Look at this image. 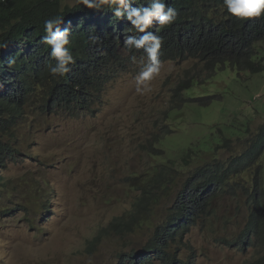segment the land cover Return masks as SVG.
<instances>
[{"label":"rangeland","instance_id":"rangeland-1","mask_svg":"<svg viewBox=\"0 0 264 264\" xmlns=\"http://www.w3.org/2000/svg\"><path fill=\"white\" fill-rule=\"evenodd\" d=\"M79 3L67 0L65 5L74 7ZM99 51H95L97 55H104ZM120 53L126 64L109 71L99 100H105V107L112 100L114 103L99 115L98 125L84 120L80 110L46 112L47 107L37 97L25 106L27 121L17 130L16 146L27 158L11 168L8 164L0 174V264H131L122 252L144 247L146 238L140 237L128 247L116 237L91 244L101 228L132 207L138 193L120 182L126 180L129 162H133L137 176L133 180L135 189L152 172L153 164H158L150 156L151 141L155 133L162 134L165 124L157 128L156 116L150 113L144 129L131 134L133 113L148 109L166 113L170 109L168 102L159 100L157 79L150 82V93L136 92L135 77L140 68L131 62L124 45ZM205 76L198 77L201 83L194 85L189 94L196 101L212 96L213 102L207 108L196 106L169 120L167 124L175 132L165 149L180 155L197 143L205 132L202 127L217 122L225 128L236 113L243 112L237 125L249 124L250 130L240 134L239 140L234 138L230 150L218 152L219 160H228L240 154L264 126V114L259 112L264 109V73L247 79L228 70L208 87ZM102 138L105 152L101 150ZM50 190L56 193L51 205ZM46 201L47 209L39 210ZM235 221L234 210L225 201L218 202L217 214L201 215L199 227L190 230L183 244L168 250L172 263L167 257L154 256L151 264H242L241 252L224 244L227 235L235 238L246 225V219Z\"/></svg>","mask_w":264,"mask_h":264},{"label":"clouds","instance_id":"clouds-1","mask_svg":"<svg viewBox=\"0 0 264 264\" xmlns=\"http://www.w3.org/2000/svg\"><path fill=\"white\" fill-rule=\"evenodd\" d=\"M79 2L88 9H94V11L88 10L78 13V20H81L82 23L91 22L93 25H100L92 28L96 32L92 36L90 53L87 54L88 62L84 65L86 69H82V71L78 67L69 68V65L74 63L73 55L69 49L70 26L68 27L65 22L67 26L61 28L63 18L60 16L46 19L43 25L46 35L43 36L41 43L50 49V57L55 61V63L46 62L45 65V70L51 75V78L45 79V77L43 84H39L40 80H37L38 82L33 81L31 92L26 94L18 92L20 98L18 101V103L20 102L19 114H22L21 123L19 127L14 129L15 135L0 133V140L4 145H7L6 148L0 150V174L8 164L11 168V165L21 164L27 158L24 151L18 150L16 141L17 130L27 121L24 109L31 99L37 97L39 102L47 107L46 112L51 111L54 114L68 112L70 109L80 110L84 120L91 125H98L99 115L111 109L114 103L112 100L110 106L105 107L106 102L105 100L100 101L99 95L101 96L105 88V81L110 76L111 68L125 66L126 59L120 53L121 46L124 45L129 52L131 62L140 68L135 77L136 92L141 95L150 93L152 91L150 82L157 79L160 82L159 100L168 102L170 105V109L166 113L150 112L148 109L133 113L130 119L129 131L131 134L144 129L147 115L150 113H154L156 116L157 128L165 124L162 134L156 135L155 133L151 141L150 156L154 163L158 164H153L152 172L144 180L152 177L159 167L167 166L170 162H175L177 167L184 166L191 161L189 155H192L194 157L192 158L194 162L190 166L192 170H187L181 176L182 180L178 184L180 185L182 181L180 185L182 187L185 180L195 173V169L201 163L198 156L199 149L207 145L213 137L219 135V129H222L226 134L233 130L243 112L236 113L232 118L231 125L225 128L217 122L202 127L205 132L198 138L197 143H192L180 155L165 149L166 143L175 132V129L167 122L176 120V116L188 109L192 111L196 106L207 108L211 105L214 100L212 96L201 97L200 101H196L195 97L189 94L194 85L201 83L198 77L206 75L205 87H208L219 74L228 70L247 79L264 73V44L260 46L261 43H264V0H142V2L137 3L141 6H135L134 0H117L116 4L110 5L108 4L109 0H79ZM105 3H107L106 7L99 14L98 11ZM117 21H121L122 25L116 31V35H113L109 40V36L105 32L107 27L104 25ZM116 28V26L111 27V29ZM87 30L89 31V29ZM23 44L25 43L19 45L18 51L28 48ZM97 49L100 50V54L102 52L104 55H97L95 52ZM21 56L25 59L29 58L26 52L24 56L23 54ZM42 56L46 55L43 54ZM213 58L218 59L223 64L214 69L209 65L210 62H213L211 60ZM233 62L236 63V66H232ZM248 62L252 64L251 67L245 65ZM14 63L15 59L10 58V67ZM186 66L189 68L186 69ZM9 75L14 77L15 73L10 72ZM68 75L71 77L68 78ZM191 80H193L192 86H190ZM15 85L17 83L13 80L9 83H0V98L7 97L8 93L16 94V91H11L12 86ZM46 88L48 90H45ZM204 99L205 102L202 103ZM207 99L210 101L206 102ZM259 112L264 114V109L261 108ZM3 118L6 120V115H3ZM248 125L244 123L237 125L239 130L235 134V138L239 140L242 138L240 134L249 133L250 128L245 129ZM263 129L264 126L260 131ZM228 137L231 136L228 135ZM102 142L101 150L105 152V138H102ZM248 145L243 148V151ZM230 149L222 148L221 150ZM186 153L187 155H184ZM23 156L25 158H22ZM217 159H219L218 153ZM212 160L206 156L202 164ZM125 175L126 180H120V182L138 194L133 199L131 209L124 212L119 219L129 217L142 192L140 188H133V180L137 178L134 175L133 162H129V172ZM2 179L0 175V181ZM50 192L53 194L51 205L56 193L55 190H50ZM220 201H225L234 210L236 221L237 219L247 220L246 214H239L236 206L229 199H221L215 202L216 214L217 203ZM47 206L46 201L45 206L39 210H45ZM107 226L101 228L97 235ZM246 226L247 223L235 238H230L227 235L225 240L228 242L224 241V244L235 247L241 252L242 264H253L264 253V231L259 235L251 234L248 237L244 232ZM194 227H199V225ZM190 230L181 235V241L170 243L166 252L146 250L152 232L139 231L136 234L126 236L128 244L138 237L146 238V240L143 248L122 252L136 253L135 257L126 256L123 258H127L131 264H145L146 261L151 264L154 256L166 258L169 255V249L183 244L184 238ZM254 249L257 251L256 253H253ZM166 260L170 263L174 261L172 257H167Z\"/></svg>","mask_w":264,"mask_h":264},{"label":"trees","instance_id":"trees-1","mask_svg":"<svg viewBox=\"0 0 264 264\" xmlns=\"http://www.w3.org/2000/svg\"><path fill=\"white\" fill-rule=\"evenodd\" d=\"M66 1L0 0V83H9L12 80L17 83L11 90L16 91V94L8 93L7 97L0 98V133L15 135L13 131L21 123L18 92L24 94L31 92L33 81L40 80L39 84H43L45 77V79L51 78L45 70V65L46 62L55 63V61L50 57V49L41 43L43 36L46 35L43 27L46 19L60 16L63 18L60 27L65 28L67 26L65 22L68 27L70 26L69 49L74 63L70 64L69 68L86 69L84 65L88 62L87 54L90 53L92 36L96 32L92 28L100 25H93L91 22L82 23L78 20V13L94 11V9H88L82 3L70 7L65 5ZM116 2L117 0H109L108 4H116ZM139 2L142 0H134L133 4L141 6L137 4ZM106 4L101 6L99 14ZM121 25V21L104 25L107 27L105 32L109 40L116 35ZM112 26L117 28L111 29ZM23 42L28 48L18 51L19 45ZM25 52L29 57L27 59L21 56ZM43 54L46 56H42ZM10 58L15 59L11 67ZM211 60L213 62L209 65L214 69L223 64L218 59ZM245 65L252 66L250 62ZM232 66H236V63L233 62ZM10 72L15 73L14 77L9 75ZM70 77L68 75V78ZM192 84L193 80L190 86ZM3 115H6V120ZM249 128L248 125L246 129ZM238 130L237 125L227 134L219 129V135L199 149L198 156L201 163L198 164L195 173L185 180L182 187L178 184L182 180L181 176L187 170H192L190 167L194 162L192 155H189L191 161L184 166L177 167L175 162H170L167 166L159 167L152 177L141 182L139 187L142 191L141 195L129 217L110 223L91 244L98 245L104 238L116 237L124 240L127 247L126 236L139 231L152 232L146 250L166 252L170 243L181 241L184 232L198 225L197 221L201 215L216 213L214 204L221 199H229L236 206L239 214H246L245 235L249 237L251 234L263 233L264 129L258 132L254 140L240 154L233 155L229 161L217 159L219 150L232 147ZM6 147L7 145L0 140V150ZM206 156L213 160L202 164ZM135 255L136 253H122L123 257H135ZM144 263L148 264V261ZM253 264H264V253Z\"/></svg>","mask_w":264,"mask_h":264},{"label":"bare ground","instance_id":"bare-ground-1","mask_svg":"<svg viewBox=\"0 0 264 264\" xmlns=\"http://www.w3.org/2000/svg\"><path fill=\"white\" fill-rule=\"evenodd\" d=\"M179 220V219H178ZM183 220V219H182Z\"/></svg>","mask_w":264,"mask_h":264}]
</instances>
